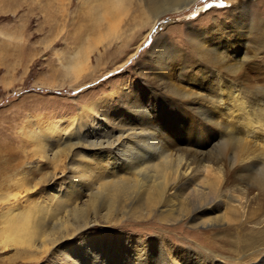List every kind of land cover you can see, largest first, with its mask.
Returning <instances> with one entry per match:
<instances>
[{"label": "rangeland", "instance_id": "rangeland-1", "mask_svg": "<svg viewBox=\"0 0 264 264\" xmlns=\"http://www.w3.org/2000/svg\"><path fill=\"white\" fill-rule=\"evenodd\" d=\"M102 1L90 0L85 4L83 0H0V195L14 199L23 193V189L12 182L9 184V181L16 180L21 172L27 171L28 182L34 186L32 199L49 201L58 193L63 196L67 194L75 178L82 175L74 163L89 158L88 153L94 154L95 161L103 165L100 152L97 149L89 150L85 143L74 146L69 152L62 146L65 137L57 142L56 150L62 153L59 161L43 159L36 154L34 143L24 134L31 128L36 131L43 127L47 131L50 123L76 118L80 108L107 99L109 102L103 113L106 112L105 118L112 119L114 126L111 123V127L116 130L129 127L121 115L135 118V107L131 105L134 103L148 111L162 113L165 123L168 122L166 124L175 132L174 138L181 142V147H186L190 142L196 146L205 144L211 136L219 134L206 150L207 154L222 151V154L225 152L232 158L245 157L242 156L245 153L249 155L248 159L258 164L259 169L263 167L264 133H257L254 136L256 139L248 138L245 141L248 127L242 120L231 121L230 129L229 126L228 129L212 128L208 122H204L205 127L198 125L200 128L195 124L199 119V105L204 107L210 102L209 98L213 99L216 95V90L210 88L220 81L227 84V80L234 75L223 72L222 67L210 61L206 54H200L193 46L190 35V29L194 28L209 32L219 40L227 39V44L223 43L229 46L231 56L227 64L235 65L236 61L244 58L243 55L250 57L242 62L241 71L248 83L251 81L252 85L258 84L259 88H263L260 92L263 98L258 101L255 110L264 114L263 0H249L253 5L251 11L256 24L261 21L250 36L232 31L230 19L225 15L229 7L242 0H199L182 13L165 15L155 26L146 24L140 5L135 3L128 10L129 14L123 17L117 32L112 34H109L108 16L100 15L103 9L94 6ZM158 34L164 35L169 44L168 49L165 48L169 59L175 57L165 67H162L163 60L155 64L151 56V47ZM79 50L83 55L86 52L90 60L82 66V74L80 72L77 79L75 73L67 74V68ZM159 73L170 81L167 82L172 87L165 95V102L159 98V94L164 92L161 88L165 86L161 83L165 80L159 78L162 81L155 86L147 82L159 76ZM259 74L262 75L260 81V76L254 78ZM174 88H178L175 92L180 96L186 90L202 95L203 99L199 100L201 103L197 100L198 104L183 108L181 98L171 95ZM193 113L195 117L191 116ZM105 118L100 117L97 121ZM202 119L207 121L205 117ZM33 122L37 126H33ZM103 136L96 135L105 139ZM76 141L77 138L72 144ZM124 142L110 151L113 155L116 153L115 158L120 157L118 149H124ZM247 149L249 152L246 153ZM253 169L255 173L258 172L256 165H253ZM259 204L262 207L258 217L264 220V196H259ZM82 210L93 218L92 211L88 212L86 207ZM125 212V216L119 211L116 218L108 221L101 219L89 227L71 232L72 236L65 237L57 249L36 259H24L29 251L27 242L13 244L0 250V264H68V259L73 263H77V260L81 262V253L85 252L87 246H97L103 238L127 239V243L131 244L139 240L146 249H150L155 239L153 242H163L164 245H156L153 253H160L163 248L172 254L179 249H188L191 255L199 258L192 264H205L207 256L215 258L219 264H264L263 220L259 224L242 227L226 224L193 226L186 219L175 224L165 221L169 219L168 213H164V221L158 211L148 220L141 221L138 218L141 213L132 215L128 209ZM71 215V212L60 209L59 216L53 221L71 220ZM3 227L0 223V228ZM63 230L56 231L63 235ZM17 251L22 254L18 255Z\"/></svg>", "mask_w": 264, "mask_h": 264}, {"label": "bare ground", "instance_id": "bare-ground-1", "mask_svg": "<svg viewBox=\"0 0 264 264\" xmlns=\"http://www.w3.org/2000/svg\"><path fill=\"white\" fill-rule=\"evenodd\" d=\"M83 1L86 4L90 0ZM198 1L103 0L94 6L103 9L100 15L108 16L107 24L110 31L108 32L112 34L111 32H117L123 17L129 14L127 12L132 4L140 5V11L146 17V24L155 26L165 15L182 13ZM252 6L249 0H242L237 5L229 7L230 9L226 12L225 15L230 19V27L236 34L250 36L261 23L257 21L256 24L251 11ZM262 7L264 8V0ZM190 35L193 46L200 54H206L210 61L222 67L223 72L234 75L233 78L227 80V84L220 81L219 84L210 88L216 90V95L214 94L213 97L215 100L209 98L210 102L204 104L203 108L199 105V119L195 121V124L205 127L204 122H208L212 128L229 126L230 129L231 121L242 120L248 127L245 131V141L248 138H255L257 133H264V114L255 110L258 101L263 98L260 94L263 88H259L258 84L252 85L250 79L251 83H248V80H245V74L241 71L242 62L250 57L246 58L247 55H243L244 58L236 61V64L234 62L235 65L227 64L231 57L228 52L229 46L225 45L227 39L222 41L212 37L209 32L194 28L190 29ZM155 41L151 47V56L154 57L152 61L156 64L163 60L162 67H165L175 57L169 59L170 56L165 49L169 44L164 35L158 34ZM217 45H219L218 48ZM85 53L83 55V52L79 50L72 57L67 74L70 75L73 72L77 77L82 71V66L90 60L89 55ZM255 76H260V74L254 75V78ZM159 78L164 79L165 77L159 73V76H154L147 82L150 86H155L161 83L162 80L160 81ZM164 80L161 83L165 86L161 88L164 92L159 94V98L165 102V95L169 94L172 87L169 80ZM260 80H262V75L258 81ZM177 89L174 88L171 95L181 98L180 105L182 104L183 108L196 105L200 99H203L202 95L189 93L186 90L180 96L175 92ZM107 102H109L108 99L82 107L76 118H65L56 124L50 123L47 131L42 127L36 131L35 128H31L25 132V137L34 143L36 154L43 159L52 162L59 161L62 153L56 150V146L61 137H65L62 146L69 152H72L74 146L85 143L89 150L97 149L100 152V161L103 165L95 161L94 154L88 153L89 158H83L74 163L75 168L79 169L82 175L75 178L67 194L63 196L58 193L49 201L32 199L31 190L34 186L28 182L27 171L22 170L23 173L18 174L20 177L14 181L8 179L9 184L12 182L11 184L17 185V188L23 189L24 192L18 197L14 195L16 196L14 199L8 195H0V223L4 225L0 228V250H5L13 244L27 242L29 251L25 253L24 259H36L38 256L57 249L65 237L72 236L71 232L89 227L101 219L108 221L114 218L119 211L125 216L127 215L126 209L132 215L141 213L138 217L141 221L148 220L157 211L160 212L161 220L164 221L163 215L168 213L169 219L165 221L172 224L181 219L189 220L193 226L226 224L242 227L262 222L263 218L260 219L261 216L258 217V213L262 207L259 204V196H264V166L259 169L258 164L248 159L249 155L245 153L242 154V156L246 155L245 157L232 158H229L225 152L222 154V151L207 154L206 150L217 140L219 134L211 136L205 144L199 143L196 146L195 143L190 142L186 147H181V142L174 138L175 132L167 125L168 122L165 123L162 113L148 111L142 107L141 109L134 103L131 105L135 107V118L132 115L127 118L121 115L129 127L126 130H116L111 127L112 119L105 118L106 112L103 113ZM97 111H99L98 114ZM95 114L98 115L97 118ZM191 116L195 117V114ZM100 117L105 119L97 121ZM204 117L207 121L202 119ZM34 125L37 126V123L33 122ZM101 134H104L105 139L96 137ZM191 134L194 133L191 132ZM73 137L78 140L74 144L72 143L76 138L73 140ZM123 141L126 146L123 150L118 149L120 157L115 158L116 153L113 155L110 151L117 148L116 145H120ZM247 150L246 153L249 152ZM253 165L257 166L258 172L255 173ZM83 207H86L88 212H93V218L89 216V213L83 212ZM60 209L71 212V220H59L54 223L53 220L59 216ZM57 229L61 231L64 229V234L59 235ZM153 241L155 239L152 240L150 249H146V246L139 240H134L131 244L127 243V239L121 241L119 238L114 240L103 238L97 246H87L85 252L81 253V262L77 260V263H73L71 259H68L67 263L192 264L199 259L197 255H191L192 252L188 249H179L178 252L175 251L172 254L163 248L160 253H153L156 245L163 244V242L157 244ZM17 254L21 255L22 252L17 251ZM205 264L219 263L215 261V258L211 259L207 256Z\"/></svg>", "mask_w": 264, "mask_h": 264}]
</instances>
